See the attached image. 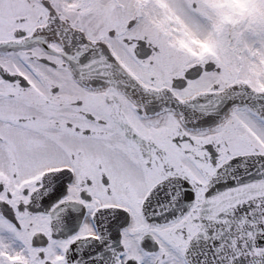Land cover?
Here are the masks:
<instances>
[{
    "label": "snow or ice",
    "instance_id": "1",
    "mask_svg": "<svg viewBox=\"0 0 264 264\" xmlns=\"http://www.w3.org/2000/svg\"><path fill=\"white\" fill-rule=\"evenodd\" d=\"M0 264H264V0H0Z\"/></svg>",
    "mask_w": 264,
    "mask_h": 264
}]
</instances>
